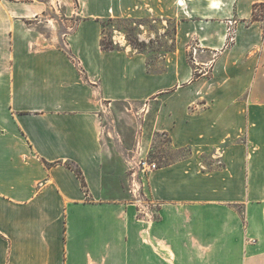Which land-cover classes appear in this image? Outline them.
Returning <instances> with one entry per match:
<instances>
[{
  "label": "crops",
  "instance_id": "crops-1",
  "mask_svg": "<svg viewBox=\"0 0 264 264\" xmlns=\"http://www.w3.org/2000/svg\"><path fill=\"white\" fill-rule=\"evenodd\" d=\"M66 3L62 45L35 21L45 6L0 0V264H264V0ZM119 18L175 23L178 45L210 54V77L170 66L165 81L137 48L103 49ZM118 102L154 108L153 131L189 150L147 178L157 218L130 189L106 197Z\"/></svg>",
  "mask_w": 264,
  "mask_h": 264
},
{
  "label": "rangeland",
  "instance_id": "rangeland-1",
  "mask_svg": "<svg viewBox=\"0 0 264 264\" xmlns=\"http://www.w3.org/2000/svg\"><path fill=\"white\" fill-rule=\"evenodd\" d=\"M30 1L46 7V11L35 19L41 22V27L45 35L60 32V44L63 42L64 33H68L74 27V21H67L63 25L61 21L70 20L68 16L72 8L67 5L66 0H13ZM61 25V27H60ZM143 25L144 28L140 27ZM105 43L112 42L113 47H119L121 42L133 48H137L144 53L148 66L152 71H160L164 80L169 77V68L174 66L179 77L184 76L189 67L194 68L195 78H209L213 62L201 59L210 55L200 42L192 40L186 50L178 45L175 31L176 24L167 20L146 18L138 20H125L123 18L114 20H104ZM146 31V32H145ZM148 31V33H147ZM145 32L146 42H141L139 34ZM119 41V43H116ZM234 40L228 38L227 43L231 45ZM185 47V46H184ZM197 49V51H196ZM196 51V52H194ZM197 54H200L198 59ZM207 62V63H206ZM203 74L205 76H203ZM175 88L165 87L164 94L170 95ZM131 103H115L104 119V135L109 146L108 157L106 159V197L108 199L120 200L129 196L131 189L133 168H138V162L142 158H149L158 167L180 159L189 154L187 148L176 150L170 146V138L163 133H155L153 123L155 121V109L147 111L144 106ZM142 175V174H141ZM143 176V175H142ZM147 176L142 179V193L144 199L138 203V210L141 214L144 211H153L150 204V196L147 186ZM132 201L136 199L130 194ZM128 199V198H127ZM156 210V208H154ZM153 217L157 218V212H153ZM152 217V216H151Z\"/></svg>",
  "mask_w": 264,
  "mask_h": 264
},
{
  "label": "built area",
  "instance_id": "built-area-1",
  "mask_svg": "<svg viewBox=\"0 0 264 264\" xmlns=\"http://www.w3.org/2000/svg\"><path fill=\"white\" fill-rule=\"evenodd\" d=\"M228 38L235 40V34L236 30L234 28V25L232 22H229V26L227 28ZM197 51V49H196ZM194 51V52H196ZM158 169V166L155 162L150 161L149 158L145 157L142 158L138 162V168H133L131 172L132 177V184L130 193L133 195V197L137 200V203H142L144 199V195L142 193V185L145 184L142 183V179H144L146 176L148 177L152 172ZM143 176H142V175ZM142 211V210H141Z\"/></svg>",
  "mask_w": 264,
  "mask_h": 264
},
{
  "label": "trees",
  "instance_id": "trees-1",
  "mask_svg": "<svg viewBox=\"0 0 264 264\" xmlns=\"http://www.w3.org/2000/svg\"><path fill=\"white\" fill-rule=\"evenodd\" d=\"M102 48L105 49V50H114V49H116V47H113L112 42L105 43L103 40H102ZM68 166H69L70 168H72V169L77 173L78 177H79V178L81 179V181H82V184H83L84 189H86V181H85V178H84V176H83V174H82L81 169H80L79 167L76 168V167L71 166V165H69V164H68ZM86 191H87V190H86ZM87 196L89 197V192H88V191H87Z\"/></svg>",
  "mask_w": 264,
  "mask_h": 264
},
{
  "label": "bare ground",
  "instance_id": "bare-ground-1",
  "mask_svg": "<svg viewBox=\"0 0 264 264\" xmlns=\"http://www.w3.org/2000/svg\"><path fill=\"white\" fill-rule=\"evenodd\" d=\"M182 5V4H181Z\"/></svg>",
  "mask_w": 264,
  "mask_h": 264
}]
</instances>
